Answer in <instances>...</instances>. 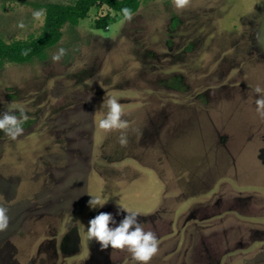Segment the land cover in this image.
I'll return each instance as SVG.
<instances>
[{
	"label": "rangeland",
	"instance_id": "1",
	"mask_svg": "<svg viewBox=\"0 0 264 264\" xmlns=\"http://www.w3.org/2000/svg\"><path fill=\"white\" fill-rule=\"evenodd\" d=\"M0 0V37L39 34L35 3ZM23 21L25 27H18ZM105 21V22H104ZM64 48L59 61L52 55ZM264 0L142 1L130 20L96 5L28 63L0 67V264H133L88 241V221L119 204L157 235L150 264H264ZM115 96L124 129L96 117ZM16 111V110H13ZM121 133L127 144L121 145ZM107 203L90 209L91 195ZM85 227V228H84Z\"/></svg>",
	"mask_w": 264,
	"mask_h": 264
},
{
	"label": "clouds",
	"instance_id": "2",
	"mask_svg": "<svg viewBox=\"0 0 264 264\" xmlns=\"http://www.w3.org/2000/svg\"><path fill=\"white\" fill-rule=\"evenodd\" d=\"M188 2L189 0H174V6L177 9H183ZM120 11L124 19L130 20L132 18L133 13L130 8L124 7ZM31 15L34 20L42 21L46 17V10L43 8L34 10ZM18 27H25L23 21L18 23ZM65 54L66 50L59 48L51 58L53 61H59ZM24 55H27V51L24 52ZM254 92L260 94L259 98L255 99L257 111L264 115V88L257 85ZM98 112L99 115L96 117L98 130L108 133L127 127V122L122 119L121 103L115 96H110L106 100L103 99ZM27 121L28 115L24 109L13 104L10 110L0 113V131L11 140H16L24 134V125ZM127 142V137L121 133L119 143L123 146ZM108 200L109 197L104 196L103 193H97L91 195L88 206L90 209L101 208ZM118 205L117 215L121 211L127 213L123 219L117 223L112 213L100 212L88 221L85 230L87 240H95L101 250L109 248L126 250L130 253L133 264H150L159 250L157 235L152 230L146 231L143 224L139 222L138 216L141 215L139 209H132L119 203ZM8 225L7 209L0 206V231L5 230Z\"/></svg>",
	"mask_w": 264,
	"mask_h": 264
},
{
	"label": "trees",
	"instance_id": "3",
	"mask_svg": "<svg viewBox=\"0 0 264 264\" xmlns=\"http://www.w3.org/2000/svg\"><path fill=\"white\" fill-rule=\"evenodd\" d=\"M142 1L147 0H71L65 3H35L37 8L46 10V17L39 34L11 42H6L0 37V67L6 62L23 64L30 62L35 57L44 56L49 48L60 41L65 25L77 26L80 20L87 17L92 7L96 5L107 6L123 17L120 11L122 8L128 7L134 13ZM25 51H27V55H24Z\"/></svg>",
	"mask_w": 264,
	"mask_h": 264
}]
</instances>
